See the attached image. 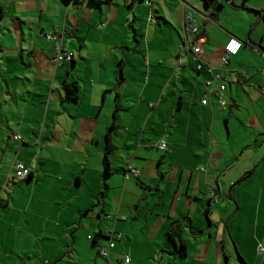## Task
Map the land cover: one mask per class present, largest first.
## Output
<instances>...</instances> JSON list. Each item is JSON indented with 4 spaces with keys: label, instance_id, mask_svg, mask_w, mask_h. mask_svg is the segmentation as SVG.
Masks as SVG:
<instances>
[{
    "label": "crops",
    "instance_id": "obj_1",
    "mask_svg": "<svg viewBox=\"0 0 264 264\" xmlns=\"http://www.w3.org/2000/svg\"><path fill=\"white\" fill-rule=\"evenodd\" d=\"M15 1L18 5L11 17L16 22L11 28L3 26L8 27L9 45L13 46L5 42L0 46V209L10 214V232L0 219V264H122L124 256L130 264H201L197 255L205 243L184 239L188 248L186 259H182L173 255L175 246L166 231L184 217L190 218L193 226L202 216V207L209 213L223 194L237 202L227 225L241 211L239 221H234L238 224L230 229L236 254L249 264H264V253L258 252L264 247L261 199L255 207L254 232L239 228L246 225L245 216L251 209L241 199V188L258 170L260 147L264 155V59L259 55L260 49L264 50V0L232 2L262 14L256 28H252L254 15L236 9L227 0H218L219 9L205 8L200 0L189 2L195 9L180 0L150 4L146 0H94L100 4L87 0ZM48 2L54 13L50 23ZM189 11L202 37L200 71L191 51L197 37L183 32V18ZM249 31L251 48L245 44ZM140 32L144 38L137 41ZM47 36L57 39L48 40ZM231 39L243 46L224 64V48ZM149 42L160 52L155 58L150 57L154 50ZM99 43L105 44V53H93ZM57 46L61 53H71L73 60L56 62ZM139 48H144L146 74L139 92L132 96L134 103L122 105L117 92L119 108L113 121L100 122L98 111L106 102L105 93L117 86H108L107 77L99 82L85 80V76L82 80L77 70H88L90 63L101 65L111 58L118 61L122 50L134 55ZM38 65L44 74H29ZM129 78L122 77L116 84ZM20 81L29 86L23 84L18 89L16 82ZM65 81L75 82L81 92L76 107L64 101ZM207 81L212 82L214 92L225 87L223 108L206 89ZM86 99L90 108L83 107ZM98 106L97 120L91 116L81 140L66 134L62 138L58 120L46 127L48 115L61 109L91 112ZM251 110L253 121L247 133L245 120ZM107 134L113 147L108 156L109 177L103 167ZM14 135H20L24 144L15 141ZM57 139L65 144L56 146ZM161 141L166 145L164 151L155 147ZM118 152L126 155L121 157ZM20 155L32 179L21 181H29L19 188L28 191L27 199L14 208L15 190L5 201L3 194L15 179L11 167ZM129 169L136 170L138 176L128 174L126 179ZM212 183L216 188L210 193ZM230 209L231 205L224 203L222 214ZM46 210L49 213L43 214ZM109 243L114 247L102 258L99 252L108 249ZM207 264H222L220 253L216 251Z\"/></svg>",
    "mask_w": 264,
    "mask_h": 264
},
{
    "label": "rangeland",
    "instance_id": "obj_2",
    "mask_svg": "<svg viewBox=\"0 0 264 264\" xmlns=\"http://www.w3.org/2000/svg\"><path fill=\"white\" fill-rule=\"evenodd\" d=\"M180 1L183 3H187L189 5V7H192V4L189 3L191 1H194L195 3H200L199 0H180ZM183 3H182V5H183ZM0 5L3 7V11H4L3 19L5 18V20L0 22V46L2 44L4 45L5 43H6L5 45H7V46H13V45H9L10 39L7 36V30H8V27L11 28V24L16 22L15 19H13L11 16H12V10L18 4L15 0H0ZM46 8H47L46 11L47 12L49 11L48 22L50 23V22H52V18L54 17V13H53L52 9L50 8L49 2L47 3ZM192 8L195 9L194 7H192ZM5 25H7L8 27L7 26L3 27ZM25 29H26V31H28L26 26H25ZM130 33H131V37H132V35H134V32L132 30H130ZM142 35H143V33H141V32L137 33V38H136L137 41L143 40L144 36H142ZM28 37L29 36H27V38ZM189 37L192 38V36H189ZM182 39H183V35H182ZM189 43H190V41H189ZM40 45H41V43L39 44V46ZM149 48L154 50L150 54L151 58H155L156 56L160 55V52H155V49L153 47L152 42H149ZM143 50H144V48L137 49V53L134 55L133 54L129 55L126 53L127 51H124V50H122L120 53L118 51V53H119L118 54L119 55L118 61L113 60L111 58V59L105 60L104 63L101 65H99L98 63H90V67L88 70L86 68H83V67L79 68L77 70V73L79 74V76L82 80H84V76H85V80H90L91 78H93L95 82H99V80H105V78L107 77L109 79L108 86H110V85L111 86H117V89L116 90L111 89L112 92L106 91L105 96H107V99H106V102L104 101L101 109H99V111H98L99 114L97 113V110L100 106H98L97 109H93V111H91V112H93V115L90 114L91 113L90 111H88V110L85 111L84 109H82V110L80 109L78 111H75V110L71 111L67 108L61 109L57 114L53 113V116H51V114L48 115V118L46 121V127L48 125L52 124V122H54L55 120L56 121L58 120L59 132H60V136L62 138H63V134H66V135L77 136V139L81 140L82 133L86 132V127H87L88 123L91 121V120H89L91 118V116H92V118H94V120H97V118H98L100 122H105V123H106V121L112 122L113 121V113H114L113 111H115L114 109H116L117 107L119 108V106H117V104H119V100L121 101V104L124 106L132 105L134 103L133 102L134 97H132V96L137 95V93L139 92L140 87L142 85V81L145 82L144 75L146 73H144V61H143L144 53H141V52H143ZM101 52L102 53L106 52V46L103 43H99L98 48L96 50H93V53H101ZM25 55H26V57L28 56V54H25ZM0 58H2L1 52H0ZM109 60H111V63ZM0 64H1V62H0ZM51 64H52V67L54 68L53 61L51 62ZM41 65H42V63H41ZM41 65L34 67L33 72H31L29 74H34V73L35 74H41V75L44 74L45 70L43 69V67ZM75 68H77V67H75ZM50 72H51V69H50ZM0 73H1V67H0ZM125 76H127L128 78L129 77H131V78L134 77V78H132V79L129 78L126 81L124 80L123 82L116 84V82H117L116 80H121V78L122 77L125 78ZM1 83H2V79L0 77V90H1V85H2ZM23 84H26V86H29L26 81L16 82L18 89H22ZM80 91H81V89H80ZM117 92L120 93L119 100H118V95L116 97ZM121 96H129V98H125V97L121 98ZM79 97L81 99V92H79ZM136 100L138 101V98H136ZM0 104H1V97H0ZM100 104H101V98L99 101V105ZM81 105H82V103H81ZM89 105H90L89 99H86L83 102V107H89L90 108ZM69 106L70 107H76V104H69ZM227 113L228 112H226V114ZM97 114H98V117H97ZM233 114H235V113L232 112L231 115H233ZM121 117H122V121H123L124 120V114H122ZM252 121H253V110L250 111L249 117L247 116V118L245 120V122L247 124L246 125L247 126V129H246L247 133H250L251 126L249 124ZM224 129H225V126H224ZM105 130L107 131V129H105ZM63 144H65V143L63 141H59L58 139L55 142V145L58 147L62 146ZM29 148L30 147H27L26 149H29ZM37 149H38V147H37ZM260 153H261L260 158H259V161L257 162V165H259L257 172L254 173V175L249 177L247 180H245V182L243 183V186L241 188L242 189L241 199H242V201L246 202L249 205V207L251 208L247 212L248 215L245 216L246 217V223H245L246 225H243V226L239 225L240 226L239 228L242 231H245V233H253L254 232V222H255L254 218H255V214H257V210L255 209V207L259 204L260 199H261V209H259V218H260V223H261L260 230L262 229V224H263L261 219L264 217V158L262 159V157H264V155H262L261 147H260ZM118 154L121 157L126 155V153H124V152H118ZM56 155H59L58 157L60 159H65V157L60 155V153H57ZM12 157L13 158L15 157L14 150L12 151ZM15 160L18 163H22V160H24V156L20 155L19 159L16 158ZM102 161H103V159H102ZM90 167H91V163H90ZM103 167H104V161H103ZM28 182L29 181L20 182V181H16L15 179L11 180L10 187L8 189L6 188V190L3 194V200L5 201L8 194H11L10 193L11 190H15L13 197H12V199L14 201L12 203L13 207L18 208L20 206L18 204L25 203L26 199H27L28 191L19 190V188L21 185H25ZM30 182H31L30 184L34 183V181L33 182L30 181ZM28 184H26V185H28ZM224 203H228L229 205H231V209H230L231 211L229 210V211H227V213L222 214V209H223ZM236 206H237L236 200L231 202L228 199L227 194L226 195L223 194V196L219 197V199H217L215 204L212 205V210L209 213L206 212L205 207H202V216L198 220L195 221V223H198V224L194 223V225L192 227L193 231L191 230L195 234H198V238L200 235H202V234L204 235L201 238H199L200 240L198 238H193L187 229H185L182 232L183 240L184 239L188 240V239L192 238V239H197L196 242L202 241V243H205L203 246H201L202 248L200 250V255H197V257L200 258L199 261L201 264H207L208 259H211L213 261V257L215 255L216 251H217V253L218 252L220 253L222 264H249L247 259L243 258L240 254H239V256L236 254L237 245H236V242H235V239L233 238V236H230V235H232L230 232V229L233 231L234 225L238 224V223H235L234 221H236V222L239 221V218L241 217V211H238L236 213L237 215L234 216L233 221H231V223L227 225V223H229V215L236 210ZM13 213H14L13 215H15V217H17V214L15 213V211ZM47 213H49L48 210H46L43 214H47ZM9 215L10 214L4 212L3 209H0V219L3 220V224L6 226L7 232H10L9 222H7ZM254 241H255V239H254ZM10 245L13 246L14 248H16V243H12ZM252 245L253 244L251 242H249V249L250 250H251ZM224 247H226V249ZM187 248H188V246H187ZM195 248H196V246H193V248H191L192 254L195 253ZM226 250L228 252L227 254H226ZM237 252H238V250H237ZM226 255L228 256V259H226ZM241 258L243 260H241ZM182 259H186V257H184ZM8 261L12 262L13 260L9 259ZM42 262H44V259L42 260Z\"/></svg>",
    "mask_w": 264,
    "mask_h": 264
},
{
    "label": "built area",
    "instance_id": "obj_3",
    "mask_svg": "<svg viewBox=\"0 0 264 264\" xmlns=\"http://www.w3.org/2000/svg\"><path fill=\"white\" fill-rule=\"evenodd\" d=\"M153 1H155V0H146L145 3L149 4L150 2H153ZM182 24H183V32H184L185 36H197V35H199V29H198V26L196 24V21H195V18L193 16L192 12L189 11L184 16ZM47 39L48 40H56L57 37L47 36ZM201 42H202V38L199 37V38H197V42L191 44V51H192L193 59L196 62H198V65L196 67L197 71H200L202 68L201 63H200V59H201L200 55L202 53ZM242 46H243V44L241 42H239L238 40L231 39L226 44V46L224 48L225 54H224V57L222 59L223 63L227 64L228 58L230 56H235L239 52V50L241 49ZM56 53H57L56 58H55L56 62H61V61L70 62L73 60L71 53H67V52L61 53V49L58 46L56 47ZM215 78L218 80L222 79L221 76H216ZM205 87H206V89H210V93L214 94L217 97L219 106L221 108H223L225 106V103L222 101V94H223L225 87L223 85H221L218 88V90L214 92L213 90H211V88H212V82L211 81H207L205 83ZM206 103H207L206 100H203L201 102L202 105H205ZM13 139L15 141L20 142L21 144H24V139L20 135H14ZM155 147L160 151H164L166 149V145H165L164 141L158 142L157 144H155ZM11 170L14 174V178L20 182L27 180L28 177L31 175L30 172L28 171V169L22 163L15 162L12 165ZM128 174H130L133 177L138 176V172L134 169H129L128 173H126V179L128 178ZM215 188H216V185L212 183L210 185L209 192L213 193ZM118 239H119V237H118ZM113 247H114V243H109L108 249L101 250L99 252L100 256L102 258H107L109 249H112ZM258 252H259V254H263L264 248L260 247ZM122 264H130V259L128 256H124Z\"/></svg>",
    "mask_w": 264,
    "mask_h": 264
},
{
    "label": "trees",
    "instance_id": "obj_4",
    "mask_svg": "<svg viewBox=\"0 0 264 264\" xmlns=\"http://www.w3.org/2000/svg\"><path fill=\"white\" fill-rule=\"evenodd\" d=\"M68 3H77L78 0H65ZM89 3H97L100 4L101 2H96L94 0H87ZM157 1V0H155ZM153 1V2H155ZM202 5L205 8H211V9H219L221 8V5L218 3V0H200ZM230 1V0H227ZM109 2L108 0H105V3ZM151 3V2H150ZM149 3V4H150ZM4 11H3V7L0 5V19L3 17ZM200 35V32H199ZM197 35L196 37L199 38L200 36ZM202 38V37H201ZM63 92H64V101L65 102H69V103H73L76 104L79 101V88L77 86V84L75 82H67L65 81L63 83ZM117 109H115L114 113L116 112ZM113 124L110 126L109 130H113ZM106 155L104 158V173L106 177L110 176V163L108 161V156H110L112 154L113 151V147L111 146L110 139H109V134L106 135ZM32 179V175H30L28 177L27 180H31ZM192 223L190 218L188 217H184L180 220L174 221L172 222L167 231H166V237L168 238V240L174 244L175 246V251L173 253V255H176L178 257H184L186 255V249H187V245H186V241L183 240V236H182V232L187 229L190 234L192 235V237H197L198 234H195L192 229ZM192 230V231H191ZM264 248V247H263Z\"/></svg>",
    "mask_w": 264,
    "mask_h": 264
},
{
    "label": "water",
    "instance_id": "obj_5",
    "mask_svg": "<svg viewBox=\"0 0 264 264\" xmlns=\"http://www.w3.org/2000/svg\"><path fill=\"white\" fill-rule=\"evenodd\" d=\"M233 0H230L229 1V4L231 5V6H233V7H235L236 9H238V10H241V11H245V12H247V13H249V14H252V15H254L255 17H256V21H255V23H254V25H253V27L252 28H256L259 24H260V22H261V20H262V14L259 12V11H255V10H252V9H246V8H241V7H236L233 3ZM195 12V11H194ZM252 31V30H251ZM251 31H249V33H248V35H247V40H246V46L247 47H253V43L251 42V40H250V34H251ZM260 49V48H259ZM261 50V52L262 53H259V55L261 56V57H263V59H264V50H262V48L260 49ZM228 110H230V109H228Z\"/></svg>",
    "mask_w": 264,
    "mask_h": 264
}]
</instances>
